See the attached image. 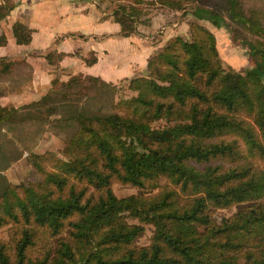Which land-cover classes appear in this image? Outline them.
Here are the masks:
<instances>
[{"label": "trees", "instance_id": "obj_1", "mask_svg": "<svg viewBox=\"0 0 264 264\" xmlns=\"http://www.w3.org/2000/svg\"><path fill=\"white\" fill-rule=\"evenodd\" d=\"M110 1L125 3L112 11L120 35L134 32L144 7L188 12L239 34L253 69H223L212 33L191 23L188 41L169 39L147 59V77L129 80L136 94L116 111H75L62 159L33 154L38 177L15 187L0 173V227L9 225L0 264H264V0ZM12 5L0 1V20ZM30 32L11 25L18 45ZM52 52L57 62L66 55ZM11 62L0 58L1 71ZM10 111L0 106V122ZM160 178L165 185L147 189ZM113 182L137 191L116 197ZM230 206L214 220L213 209ZM143 223L152 236L138 246Z\"/></svg>", "mask_w": 264, "mask_h": 264}, {"label": "rangeland", "instance_id": "obj_2", "mask_svg": "<svg viewBox=\"0 0 264 264\" xmlns=\"http://www.w3.org/2000/svg\"><path fill=\"white\" fill-rule=\"evenodd\" d=\"M243 2L245 6L260 7L259 0H243ZM94 4L98 10L114 20L112 11L119 4L125 3L123 1L97 0ZM143 13L140 15L139 21L133 25L134 32L130 34L135 35L137 42L147 49L146 53L149 52L143 71L139 74L116 79L113 83L79 73L64 77L66 74L58 68L55 53L52 52V85L47 91L49 102L44 107L36 109L39 113H34L33 120H29L27 128L24 129L20 123L16 126L13 125L14 129L12 130L5 129L3 133L2 146L10 154L11 162L0 173L10 185L14 187L23 185L38 177V172L30 164L33 154L51 153L58 158H63L61 151L65 137L73 131L76 125L75 121L70 119L75 111L85 110L86 113L91 114L113 112L116 111L113 105L118 104L120 100L135 96L136 93L129 88V80L139 76L147 77V59L161 51L169 39L177 36L188 41L191 23L200 25L212 33L216 53L223 69L230 70L234 74L253 69L252 62L247 55V48L239 41L240 35L237 34L234 37L226 27H216L206 20L194 18L188 12L183 13L158 5L144 7ZM118 34H120L119 26ZM72 35L65 34L66 37ZM126 55L131 54L126 50ZM92 57L93 54L88 53L84 60H91ZM166 123V119L162 118L154 120L151 126L158 128L165 126ZM5 160L8 161L6 156L4 158L0 156V164H3ZM45 162H49V160ZM49 165L50 163H46L43 164V167L49 170ZM163 185H165V180L160 178L155 182H148L147 189L156 190ZM111 189L116 197H123L137 191L129 184L119 182H113ZM235 210L236 206L213 209L212 217L218 221L222 217H228ZM127 221L137 223L131 218H128ZM141 225L142 230L134 240L138 246L147 245L152 236V226L146 223ZM8 227L9 225L0 227V239L7 240Z\"/></svg>", "mask_w": 264, "mask_h": 264}, {"label": "crops", "instance_id": "obj_3", "mask_svg": "<svg viewBox=\"0 0 264 264\" xmlns=\"http://www.w3.org/2000/svg\"><path fill=\"white\" fill-rule=\"evenodd\" d=\"M11 1L12 8L0 20V33L5 37L0 58L12 61L8 71L0 67V106L11 110L0 122V153L9 163L10 154L2 146L4 130H12L20 123L27 128L34 113H39L36 109L49 102L52 64L44 59L46 53L69 54L57 63L64 77L79 73L112 83L143 71L149 55L135 35L118 34V25L98 10L94 1ZM15 21L31 30L28 44L14 42L11 25ZM68 33L73 35L66 37ZM126 50L131 55H126ZM88 53L93 54L94 61L84 60Z\"/></svg>", "mask_w": 264, "mask_h": 264}]
</instances>
